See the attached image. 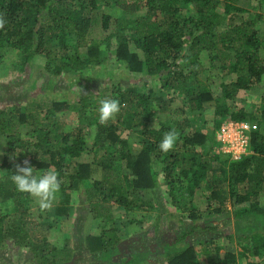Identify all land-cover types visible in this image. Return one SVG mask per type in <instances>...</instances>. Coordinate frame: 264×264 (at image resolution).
<instances>
[{
    "label": "trees",
    "instance_id": "16d2710c",
    "mask_svg": "<svg viewBox=\"0 0 264 264\" xmlns=\"http://www.w3.org/2000/svg\"><path fill=\"white\" fill-rule=\"evenodd\" d=\"M247 2L250 0H0V16L6 21L0 29V68L9 49H17L20 55L16 66L24 72L31 70L37 56L44 57L40 74L49 88L54 87L56 79L80 75L91 65L103 70L106 55H114L130 72L141 74L134 75L137 81L125 85L111 82L104 73L98 91L88 88L76 97L80 110L69 124L54 119L52 114L53 108H62L63 101L53 98L51 108L44 109L41 99L29 93L37 81L27 83L26 94L17 96L11 104L6 103L7 93L25 78H0V104H6L0 107V139L6 141L0 160V197L31 196L18 191L10 179L15 166L25 160L36 170L51 167L57 171L62 189L88 182L94 162L83 157L94 126L93 148H110L112 158L124 160L121 169L114 164L115 171L107 169L103 180H95L86 189L96 217L106 216L100 208L110 200L126 210L153 208V200L137 192L165 185L171 203L187 214L193 231L214 230L211 224L215 223L205 218L195 196L200 192L208 206L218 201L213 209L218 213L227 210L225 200L229 198L236 235L244 241L241 253H235L234 247L222 251L223 245L204 239L200 241L204 256L200 257L195 244L178 247L167 242L163 263L239 264V256L249 254L261 262L253 258L248 264H264V227L259 221L264 219L260 202L264 188V98L255 114L238 104L231 108L226 102L264 82V31L260 29L264 17L260 10L245 13ZM258 2L257 7L264 9V0ZM104 7L123 10L127 15L117 20L115 30L99 42L90 38L96 21L91 13ZM101 17L104 29L111 28V13H102ZM204 58L209 65H204ZM209 69L234 75L231 82L221 83L222 95L215 96L200 77ZM149 81H155L158 90L145 87ZM178 97L180 105L173 104ZM105 98L118 99L120 111L102 124L98 108ZM214 99L218 100L215 114L219 116L215 129L226 119L260 123L252 131L251 151L239 160L220 154L208 159L211 148L218 145L216 134L197 129L195 121L202 117L205 104ZM40 114L39 123L36 117L40 119ZM21 124L26 126L24 131ZM172 129L178 133V140L171 151L162 152L159 143ZM130 137L138 139L137 151H133ZM177 222L176 227L184 225L182 218ZM189 232L186 229L182 238ZM9 238L32 252L37 264L71 261V251L59 249L46 236L32 242L24 224L12 226L0 214V245ZM120 243L117 230L109 227L94 237L90 250L99 252L98 258L108 264L142 261V252L113 260Z\"/></svg>",
    "mask_w": 264,
    "mask_h": 264
},
{
    "label": "rangeland",
    "instance_id": "374dc122",
    "mask_svg": "<svg viewBox=\"0 0 264 264\" xmlns=\"http://www.w3.org/2000/svg\"><path fill=\"white\" fill-rule=\"evenodd\" d=\"M247 3L249 4H244L248 8L245 13L248 14V12H252L255 14L260 10L264 17V9H259L257 7V5H259L258 0H250V2ZM241 5L243 4L241 3ZM102 13H111V28L107 30L103 27ZM126 15L127 12L123 10H113L112 7L110 9L109 7L96 9L91 13V16L96 19V21L90 38H95L99 42L102 41L115 30L114 28L117 24V20H120ZM260 29L264 31V22H260ZM205 54L206 53H204V55ZM19 55L20 53L17 49H9V52L4 58L3 66L0 68V78L3 80L14 77V79H19V81H21L25 78L22 84L15 85L17 87L9 90L6 103L12 104L16 101L17 96H24L29 90V85H27V83L35 80L37 81V85L34 89H30L29 93L41 99L44 109L51 108V99L53 98L63 101L61 102V109L55 108L54 110L53 108L52 114L54 113L56 117L54 118V115H52V118L67 121L68 124L70 120L76 119L80 110V101H75L76 97L86 92L88 88L89 90L96 89L98 91L102 83L101 81L104 78L102 77L104 73H108L107 79L111 82L115 81L113 82L115 84L121 82L125 83V85H129L131 81H137L135 77H140L141 75L130 72L114 55L109 57L106 55V61L101 65L103 70L100 66L91 65L80 75L71 74L62 79H56V81L53 82L54 87L49 88L47 79L42 76V73L40 74L45 60L44 57L41 55L37 56L35 58L36 62L33 64L31 70L29 72H24L16 66ZM203 61L204 65H209L208 58H204ZM105 64L107 66H105ZM200 77L205 80L208 87H210L215 96H217L222 95L221 83L231 82L234 75L227 74V72L222 70L209 69L208 73H201ZM156 85L158 84L155 81H149L145 87L151 86L158 90ZM45 86L47 87L45 88ZM263 98L264 82L247 93L244 91L239 93L235 99H227L226 102L231 108L234 104H238L239 106H244L248 112L254 113L256 108L262 103ZM46 103L48 104L46 105ZM180 103L181 100L180 97H178L173 104L180 105ZM217 104V99L205 104L206 106L203 110L202 117L195 121L197 129L204 128L209 134H216L217 129H215V122L217 117H219L215 114ZM5 105V101H3L0 107H5ZM256 116L260 118L258 112ZM164 117L163 115L162 118ZM39 118L40 119L36 117L40 123L42 119L41 114ZM252 123L255 128L260 126L258 121H253ZM25 129L26 126L21 124L20 130L24 131ZM92 129L93 131L92 134L89 135L87 148L83 157L85 160L90 159L94 162L92 164L93 171L88 182L79 184L74 188H60L52 207L46 211H41L36 198L32 196L10 199H3V197H0V214H4L7 221H9L12 226H22L24 224L28 233V239L34 242V240L37 241L46 236L48 240L59 249H63L64 247L66 249L65 252L67 250L71 251V261L64 262L63 264H108L107 260L98 258L99 252H93L90 248L94 237L100 235L104 229L109 227H114L121 238V243L118 247L119 251L113 255L112 259L120 260L125 256L131 257L133 253L142 252L144 254L142 261L133 264H165L163 263L164 257L162 253L164 250L163 246L167 242L175 243L178 247H183L190 243L195 244L197 250L200 251V257L204 256L203 252H201L203 245L200 243V241L204 239H212L213 244L223 245L222 251L232 247L236 249L235 253H241L243 251L244 241L242 243L238 235H236L235 221L233 220L232 206L229 198L225 200L227 202V210L223 213H218L213 211L214 207L219 204L218 201H213L212 205L208 206V201H204L200 192L195 196L198 207L203 210L205 218H209L210 221L215 223L211 224L215 226L216 229L214 230L198 229L193 231V225L186 217L187 214L181 213V211L177 210L171 203L166 193L165 185H161V187L157 189L137 192L141 197L152 199L155 204L153 208L126 210L125 207L115 203L114 200H110L104 202L100 208L101 212L106 214V216L96 217L89 206L88 197H86V189L90 188L95 180H103L108 173L107 169L115 171L114 164L121 169L124 165V160L119 159L120 157L117 156L112 158L109 153L110 148H93L94 126H92ZM130 141L133 144V151H137L140 147V145H138V139L130 137ZM5 147L6 141L0 139V160H2V150ZM135 148H137V150H135ZM211 153L212 155L209 156V160H212L214 155L218 154L216 147L211 148ZM217 162L218 161H214V164ZM46 170L40 169L37 171L42 173ZM117 174L119 175V172ZM68 182L69 181L66 180V186ZM260 202L264 205V188L261 191ZM207 209L212 210L213 213H209ZM22 218L25 223L21 220ZM181 218L183 219L184 225H182V227H180L181 225L176 227L175 223L178 224L177 221ZM13 220L14 223L12 222ZM259 221L260 223L262 222L264 227V219L260 218ZM186 229L191 232L182 238ZM137 255V259L140 261L141 258L138 257L141 255L139 253ZM253 258L254 261L257 260V263L261 262V260L248 254L246 256H239V264H248V261L253 260ZM0 264L37 263L33 258L32 252L25 249V246L21 247L17 245L9 238L7 243L0 245Z\"/></svg>",
    "mask_w": 264,
    "mask_h": 264
},
{
    "label": "clouds",
    "instance_id": "9594fccd",
    "mask_svg": "<svg viewBox=\"0 0 264 264\" xmlns=\"http://www.w3.org/2000/svg\"><path fill=\"white\" fill-rule=\"evenodd\" d=\"M5 23V19L0 16V29L4 28ZM119 111L120 102L118 99H102L98 108L100 122L102 124L107 123ZM177 140L178 133L176 130H169L163 134L159 149L162 152H169L174 148ZM10 179L16 185L18 191L28 193L36 198L41 211L49 210L52 207L61 188V180L57 171L50 167L39 173L27 160L23 162V165L17 164L15 166V173L11 175Z\"/></svg>",
    "mask_w": 264,
    "mask_h": 264
},
{
    "label": "built area",
    "instance_id": "2783aa9c",
    "mask_svg": "<svg viewBox=\"0 0 264 264\" xmlns=\"http://www.w3.org/2000/svg\"><path fill=\"white\" fill-rule=\"evenodd\" d=\"M254 124L248 120L226 119L216 130V146L220 155L239 160L250 152Z\"/></svg>",
    "mask_w": 264,
    "mask_h": 264
},
{
    "label": "crops",
    "instance_id": "0c3cea01",
    "mask_svg": "<svg viewBox=\"0 0 264 264\" xmlns=\"http://www.w3.org/2000/svg\"><path fill=\"white\" fill-rule=\"evenodd\" d=\"M251 151V150H250Z\"/></svg>",
    "mask_w": 264,
    "mask_h": 264
}]
</instances>
